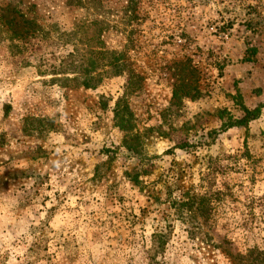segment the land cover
<instances>
[{"label":"rangeland","instance_id":"374dc122","mask_svg":"<svg viewBox=\"0 0 264 264\" xmlns=\"http://www.w3.org/2000/svg\"><path fill=\"white\" fill-rule=\"evenodd\" d=\"M244 110L256 118L224 128ZM251 250L264 0H0V264H238Z\"/></svg>","mask_w":264,"mask_h":264},{"label":"trees","instance_id":"16d2710c","mask_svg":"<svg viewBox=\"0 0 264 264\" xmlns=\"http://www.w3.org/2000/svg\"><path fill=\"white\" fill-rule=\"evenodd\" d=\"M119 62L118 60H114L111 64L110 67L112 69H119ZM85 74L88 76L90 73L89 72H85ZM89 79H87V82H83L82 86L84 88H91L92 85L90 83H92L91 81L96 82L97 81V76L95 77H88ZM96 85V83H95ZM175 94V93H174ZM120 102H118L116 104V109H115V118L117 119V121H122L123 118V113L124 111H126V109H124V106L119 104ZM258 111L257 110H244V116L237 121H229L227 124L224 125V128H232V127H236L239 125H242V123L244 122H248L250 120H253L256 118V113ZM128 126H125V128L127 129ZM124 128V127H123ZM215 132H211L209 133V136L212 135ZM126 144V143H125ZM128 145V144H126ZM130 148V146H127ZM162 251V245H158L156 247L153 248V253L154 255L161 252ZM238 264H264V251H249L248 254L244 257L239 256V261Z\"/></svg>","mask_w":264,"mask_h":264}]
</instances>
